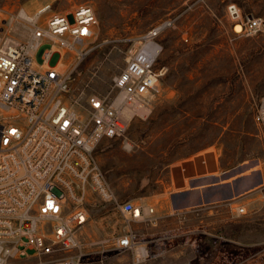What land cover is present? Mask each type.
I'll return each mask as SVG.
<instances>
[{
	"label": "rangeland",
	"instance_id": "obj_1",
	"mask_svg": "<svg viewBox=\"0 0 264 264\" xmlns=\"http://www.w3.org/2000/svg\"><path fill=\"white\" fill-rule=\"evenodd\" d=\"M231 4L243 16L264 19V0H0V42L8 36L29 39L23 10L31 16L46 5L63 14L80 5L95 10L92 49L73 72L71 94L82 101L114 97V79L126 68L137 38L172 23L158 39L163 47L158 67L166 68L159 94L148 111L137 112L123 138L103 139L95 150L117 201L154 208L157 224H129L115 201L88 188L83 204L68 213L69 219L76 215L69 221L86 247L81 264H133L130 251L115 247L130 229L149 249L143 264H264V135L254 118L264 97V35L235 37ZM208 156L218 178L203 188L218 187L205 200L223 198L229 191L221 184L229 181L232 198L212 205L202 201L196 211L173 215L172 199L162 198L180 192L168 185L172 173ZM238 207L245 213L238 214ZM53 258L11 264H53Z\"/></svg>",
	"mask_w": 264,
	"mask_h": 264
},
{
	"label": "built area",
	"instance_id": "obj_2",
	"mask_svg": "<svg viewBox=\"0 0 264 264\" xmlns=\"http://www.w3.org/2000/svg\"><path fill=\"white\" fill-rule=\"evenodd\" d=\"M227 9L235 37L264 35V19L243 16L236 4ZM21 19L30 26L29 39L8 36L0 42V264L45 256L54 257L53 264H81L86 247L68 213L83 204L88 188L115 201L129 224H157L154 208L117 201L95 150L103 139L123 138L137 112L148 111L159 94L166 68L158 67L163 51L158 39L172 23L137 38L126 68L114 79V97L82 101L71 94L73 72L92 49L95 10L80 5L63 14L46 5ZM68 53L75 54L73 61ZM65 64L72 69L65 71ZM254 118L264 135V97ZM237 212L244 214L245 208ZM137 237L130 229L115 247L130 251L133 264H143L149 249Z\"/></svg>",
	"mask_w": 264,
	"mask_h": 264
},
{
	"label": "crops",
	"instance_id": "obj_3",
	"mask_svg": "<svg viewBox=\"0 0 264 264\" xmlns=\"http://www.w3.org/2000/svg\"><path fill=\"white\" fill-rule=\"evenodd\" d=\"M216 174L217 169L213 164L211 156L203 157L198 160H188L184 165L180 167L177 166L175 168L174 174L172 173L170 182L168 184L169 187H178L180 192L163 193L162 198L163 200H165L166 197L169 196L170 199H172L171 209H179L180 207L190 205L193 195L196 194L199 196L198 200L202 202L203 198L204 200L205 198H207L208 193L210 195V193L218 187L216 185L214 187L209 186L203 188L204 185H212L213 182L217 180L218 177ZM232 183L233 181H229L225 184H221V186L224 187L227 191H230L233 189ZM186 184H190V189L186 186ZM194 184H200L202 187L196 190L197 188L194 189V187H196L194 186ZM191 185L193 188L191 187ZM192 192L194 194H192ZM201 195H205L206 197H202ZM145 204L148 205L150 204V202L147 201Z\"/></svg>",
	"mask_w": 264,
	"mask_h": 264
},
{
	"label": "bare ground",
	"instance_id": "obj_4",
	"mask_svg": "<svg viewBox=\"0 0 264 264\" xmlns=\"http://www.w3.org/2000/svg\"><path fill=\"white\" fill-rule=\"evenodd\" d=\"M20 15L21 16H23V17H32L29 13H27L25 10H23L21 13H20ZM236 30L239 32L240 30H241V27L239 26V25H237V27H236ZM25 32V31H24ZM245 180V179H244ZM243 181V180H242ZM253 181V180H252ZM248 182V181H247ZM204 183V182H203ZM242 184V183H241ZM245 184V183H244ZM198 185V184H197ZM256 185V184H255ZM259 185V184H258ZM245 186H247V185H245ZM252 186V185H251ZM199 187V186H198ZM202 186H200V188H201ZM253 187V186H252ZM239 188V187H238ZM199 188H197L196 190H198ZM242 190V189H241ZM246 190V189H245ZM244 191V190H243ZM194 192V191H193ZM192 192V194H194ZM197 192V191H196ZM198 195L196 194V195H193V197H192V199H191V202H190V205H188V206H186V207H180L179 209L180 210H185V209H187V207H190V206H192V205H194L195 204V202L196 201H198ZM217 199V198H216ZM215 199V200H216ZM202 201H205L204 200V198H203V200ZM216 202H218V201H216ZM216 202H213V203H216ZM221 202V201H220ZM202 203V202H201ZM204 205V204H203ZM199 206H201V205H199ZM70 219H72V221H76L77 220V218H76V215L73 213V214H70Z\"/></svg>",
	"mask_w": 264,
	"mask_h": 264
},
{
	"label": "water",
	"instance_id": "obj_5",
	"mask_svg": "<svg viewBox=\"0 0 264 264\" xmlns=\"http://www.w3.org/2000/svg\"><path fill=\"white\" fill-rule=\"evenodd\" d=\"M232 190L229 191V193L227 192L226 194H224V197L223 198H217L216 200L215 199H209V200H205L204 203H207V202H216V201H225V200H229L230 198H232ZM203 203V204H204ZM198 205H202L201 202L198 201L197 204H194L192 206H198ZM186 207V206H185Z\"/></svg>",
	"mask_w": 264,
	"mask_h": 264
}]
</instances>
